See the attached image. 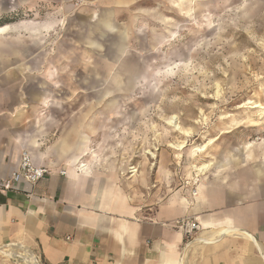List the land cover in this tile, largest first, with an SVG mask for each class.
<instances>
[{
  "label": "rangeland",
  "instance_id": "374dc122",
  "mask_svg": "<svg viewBox=\"0 0 264 264\" xmlns=\"http://www.w3.org/2000/svg\"><path fill=\"white\" fill-rule=\"evenodd\" d=\"M26 1L0 0V27L58 24L43 41L27 33L0 37V94L8 109L22 97L25 110L69 115L59 119L117 147L90 153L116 157L125 178L136 168L149 178L148 190L174 188L176 176L196 172L193 164L213 161L217 142L243 146L264 137V121L254 127L264 115L253 108L264 107V0ZM105 13L109 29L99 27Z\"/></svg>",
  "mask_w": 264,
  "mask_h": 264
},
{
  "label": "crops",
  "instance_id": "0c3cea01",
  "mask_svg": "<svg viewBox=\"0 0 264 264\" xmlns=\"http://www.w3.org/2000/svg\"><path fill=\"white\" fill-rule=\"evenodd\" d=\"M57 24H5L0 37L27 33L43 41ZM99 27H111L109 14ZM116 41L121 47L122 37ZM41 100L42 108L50 106L46 97ZM22 101L19 97L8 109L0 94V181L18 168L23 151L48 174L35 185L22 181L0 192L1 248L20 244L39 264H264V137L243 146L217 142L220 151L204 162H212L207 173L181 174L174 188L156 184L148 190V177L125 178L116 157L90 153L116 146L93 142L79 124L59 119L69 115L25 110ZM257 121L254 127L264 119ZM184 218L198 223L193 240L176 225Z\"/></svg>",
  "mask_w": 264,
  "mask_h": 264
},
{
  "label": "built area",
  "instance_id": "2783aa9c",
  "mask_svg": "<svg viewBox=\"0 0 264 264\" xmlns=\"http://www.w3.org/2000/svg\"><path fill=\"white\" fill-rule=\"evenodd\" d=\"M46 174H48L47 169L45 167L35 165L29 153L23 151L21 153L18 168L10 174L8 179L0 181V192L10 191L13 188V184L22 181L30 185H35L43 180ZM61 174L64 175L65 171H62ZM185 183L188 184V181ZM176 225H178L186 233V237L189 240H193L195 235L199 232V226L196 219L193 221L186 218L180 219L176 222Z\"/></svg>",
  "mask_w": 264,
  "mask_h": 264
},
{
  "label": "bare ground",
  "instance_id": "6f19581e",
  "mask_svg": "<svg viewBox=\"0 0 264 264\" xmlns=\"http://www.w3.org/2000/svg\"><path fill=\"white\" fill-rule=\"evenodd\" d=\"M106 18V17H105ZM99 20V19H98ZM101 20V19H100ZM103 20V19H102ZM104 21V20H103ZM109 22V21H108ZM2 34V33H1ZM143 76V75H142ZM141 77V76H140ZM145 79V78H144ZM253 108H260L261 110L258 112L257 116H263L264 115V107L261 108L259 105H254ZM258 117V118H259ZM250 121V120H249ZM169 123H171V125L173 126V128H175L176 131L181 132L180 130V126H178L177 122H176V117H171ZM170 125V124H169ZM239 125V124H238ZM178 133V132H177ZM187 136V135H186ZM216 141V139L213 138V140H209L207 146L203 147H198L197 149L194 150V152H196V155L193 156V159L197 158L200 155H204L206 154L208 147L212 146L214 144V142ZM184 143V142H183ZM184 146H179V149H182ZM171 148V147H170ZM177 148V147H176ZM187 148V147H186ZM174 149V148H173ZM193 152V153H194ZM155 153V152H154ZM150 155V154H149ZM213 155V154H212ZM155 156V154L153 155ZM179 156V155H178ZM213 157V156H212ZM212 160V159H211ZM200 162V161H199ZM211 166L212 162H208V164L204 163L201 166H199L198 168H196V174H202L204 171H206V169H208L209 167L207 166ZM82 168H86V166L84 164L81 165ZM196 167V166H194ZM130 172L133 173V175L138 173V170L136 168H130ZM129 172V173H130ZM130 173V174H131ZM0 255H3L7 258H9L11 261L17 263V264H37L34 261V257L33 254L24 246L20 245V244H10L8 246L5 247H0ZM19 256V257H16ZM16 257V258H15Z\"/></svg>",
  "mask_w": 264,
  "mask_h": 264
},
{
  "label": "water",
  "instance_id": "95a60500",
  "mask_svg": "<svg viewBox=\"0 0 264 264\" xmlns=\"http://www.w3.org/2000/svg\"><path fill=\"white\" fill-rule=\"evenodd\" d=\"M243 233H245L246 235H248V236H250L249 234H247L246 232H243ZM251 237V236H250ZM34 257V256H33ZM34 261L37 263V264H39L38 263V261L34 258Z\"/></svg>",
  "mask_w": 264,
  "mask_h": 264
}]
</instances>
